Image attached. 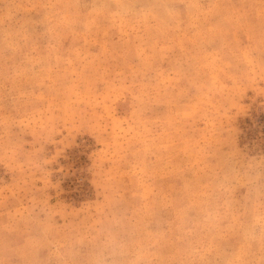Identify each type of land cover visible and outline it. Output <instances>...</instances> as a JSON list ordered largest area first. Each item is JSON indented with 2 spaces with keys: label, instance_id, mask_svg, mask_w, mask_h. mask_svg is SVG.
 Here are the masks:
<instances>
[{
  "label": "rangeland",
  "instance_id": "rangeland-1",
  "mask_svg": "<svg viewBox=\"0 0 264 264\" xmlns=\"http://www.w3.org/2000/svg\"><path fill=\"white\" fill-rule=\"evenodd\" d=\"M0 264H264V0H0Z\"/></svg>",
  "mask_w": 264,
  "mask_h": 264
}]
</instances>
